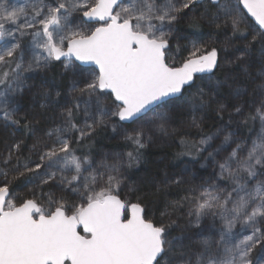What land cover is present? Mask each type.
I'll return each instance as SVG.
<instances>
[{
	"label": "snow or ice",
	"instance_id": "snow-or-ice-1",
	"mask_svg": "<svg viewBox=\"0 0 264 264\" xmlns=\"http://www.w3.org/2000/svg\"><path fill=\"white\" fill-rule=\"evenodd\" d=\"M240 4L264 29V0H0V131L21 130L0 149V264H264V31H245ZM54 62L67 88L43 78ZM257 120L255 139L238 134ZM105 128L132 150L93 155ZM177 136L172 158L199 159L147 184L188 186L170 204L190 205L183 226L147 217L149 191L122 198L143 150Z\"/></svg>",
	"mask_w": 264,
	"mask_h": 264
},
{
	"label": "trees",
	"instance_id": "trees-1",
	"mask_svg": "<svg viewBox=\"0 0 264 264\" xmlns=\"http://www.w3.org/2000/svg\"><path fill=\"white\" fill-rule=\"evenodd\" d=\"M15 3H22L23 0H14ZM233 2H237V0H233ZM239 9L242 13V16L245 21V31L253 30V34H257L262 30L254 23V21L248 17L245 11L242 9L241 5H239ZM186 27V26H184ZM192 31V30H188ZM191 39L196 40L199 43H204L209 40L210 37L207 34V29H201L193 32ZM218 40L223 41L226 38L223 36H218ZM188 41L181 42V49L179 53L171 52L177 63H179L183 57L187 55V52L184 50V45H187ZM258 55V54H257ZM79 64V63H78ZM79 71L83 76H93L97 70L94 66H83L80 64ZM252 71H258V68L252 69ZM212 74H204L201 76L207 77ZM43 78L49 84H57L62 88H67L70 84V78L64 75V69L61 66L60 62H54L52 66L49 68L46 74H44ZM215 79L221 80L224 78V70L217 71L215 73ZM204 81L197 80L196 86L191 89L193 94L196 93L197 88L201 86ZM223 95H227V90H224ZM41 103H43L41 101ZM208 127L205 128V131H215L218 126V121L215 119L207 120ZM42 126H44L42 124ZM131 127V126H130ZM129 127V130H130ZM192 138L195 139V130L190 129ZM260 131L259 121L252 122L250 121L247 125H242L238 134L242 136L245 140L255 139L256 135ZM11 132H16L17 135L21 134V130L15 127L11 128L8 132L0 131V149L3 148V141L5 139L11 140ZM179 137L177 136L175 139L165 137L163 139L157 140L153 144H149L143 150V158L139 166H134L129 168L126 172V180L125 185L127 187L122 186V198H127L132 202H135V195L131 193V189H139L142 191H149L147 198L144 200L145 212L149 219H152L156 223L163 222L164 224L169 223V220H177V217L180 219L177 221L182 226L187 223L186 213L189 208V204L187 202H183L182 207L173 208L170 207V204L177 200H182V198L188 195L186 188L187 185L177 187L172 185L164 189L163 191L150 190L151 185H148L147 182L156 177L157 174L161 173L163 170H175L174 166L179 165L181 168L184 166L181 161H189L191 159H199V157H180L179 159H173L172 156L175 153H179L184 151L182 146L178 142ZM93 155L96 152H105V153H119L131 151L132 148L129 146L128 142L123 140L122 136H117L112 132L111 128L98 129L97 134L95 135L94 144H93ZM79 154V153H78ZM201 165H205V161L200 159L199 164L194 166V172L201 177L203 180H208L212 176L213 168ZM202 182L201 180H197L196 183ZM15 191L12 193L16 198H29V193L31 191V186L28 188L14 185ZM172 236H176L179 233L177 231H172Z\"/></svg>",
	"mask_w": 264,
	"mask_h": 264
},
{
	"label": "water",
	"instance_id": "water-1",
	"mask_svg": "<svg viewBox=\"0 0 264 264\" xmlns=\"http://www.w3.org/2000/svg\"><path fill=\"white\" fill-rule=\"evenodd\" d=\"M240 5H241L242 9L245 11V13L248 15V17L251 18L254 21V23L260 28V26H259L258 22L255 20V18L252 17L250 13H247V10L245 8H243L242 4H240ZM261 30L264 31V29H261ZM77 63H80V62H77ZM81 65H83V66H94L95 69L97 70V67L93 64H81ZM204 74H210V73H204ZM204 74H198V75H204Z\"/></svg>",
	"mask_w": 264,
	"mask_h": 264
},
{
	"label": "rangeland",
	"instance_id": "rangeland-1",
	"mask_svg": "<svg viewBox=\"0 0 264 264\" xmlns=\"http://www.w3.org/2000/svg\"><path fill=\"white\" fill-rule=\"evenodd\" d=\"M171 56H172V57H175V56H173L172 54H171ZM93 74L95 75V74H96V72H95V73H93ZM94 75H93V76H94Z\"/></svg>",
	"mask_w": 264,
	"mask_h": 264
}]
</instances>
